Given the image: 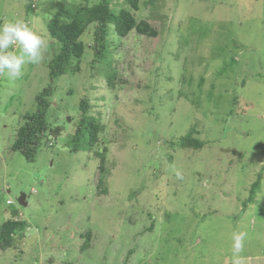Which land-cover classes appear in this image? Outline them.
<instances>
[{
  "label": "rangeland",
  "instance_id": "obj_1",
  "mask_svg": "<svg viewBox=\"0 0 264 264\" xmlns=\"http://www.w3.org/2000/svg\"><path fill=\"white\" fill-rule=\"evenodd\" d=\"M31 1L0 0V22L48 34L52 0ZM146 1L137 17L158 36L111 35L114 87L88 52L57 78L48 121L63 131L35 161L11 145L51 81L57 43L19 79L0 76V227L11 212L25 222L0 264H233L237 232L240 264H264V0ZM82 97L104 125L97 146L109 148L99 186V147L71 150ZM192 131L203 147H181Z\"/></svg>",
  "mask_w": 264,
  "mask_h": 264
},
{
  "label": "trees",
  "instance_id": "obj_2",
  "mask_svg": "<svg viewBox=\"0 0 264 264\" xmlns=\"http://www.w3.org/2000/svg\"><path fill=\"white\" fill-rule=\"evenodd\" d=\"M141 1L123 0L124 3L120 5L115 3L116 0H97L93 4H90V0H82L76 5H69L67 0L49 2L51 18L47 25V32L58 45L57 52L47 63L51 81L35 96L36 111L24 115V122L17 128L16 138L11 145L12 150L20 153L27 161H35L44 143L53 137L52 146L55 144L63 131L59 123L48 121V111L53 103L52 98L56 87L55 81L63 74L79 72L81 58L85 53L92 55L89 62L93 66L91 68H95L96 64L102 62L107 63L110 69L113 68V71H107L109 68L105 64L103 66L108 84L114 87L117 70L114 67L111 35L125 39L134 31L146 37H157L159 34V31L147 19H138ZM33 2L34 0L29 3L28 8L36 10ZM147 2L148 0L143 4ZM149 3L154 4L152 0ZM109 56L111 59H108ZM90 109L89 100L82 97L79 102V119L70 140L73 144L72 151L76 152L79 148L91 150L99 147L97 145L100 142H105L100 138L104 125L92 115ZM193 133L195 131L188 132L181 138V147L193 149L203 147L204 141L194 138ZM108 151L109 148L105 145L94 151V155L99 160L98 167L101 172L98 186L102 184V175L106 172L105 160ZM259 181L260 176H257L252 182L248 193L250 199H254ZM103 191L106 193V188H103ZM11 214L12 216L0 227V250L3 251L16 247L17 240L25 234V222L19 219V214L16 212H11ZM80 237V239L83 238L80 249L84 251L89 248L91 233L85 231L80 234Z\"/></svg>",
  "mask_w": 264,
  "mask_h": 264
},
{
  "label": "clouds",
  "instance_id": "obj_3",
  "mask_svg": "<svg viewBox=\"0 0 264 264\" xmlns=\"http://www.w3.org/2000/svg\"><path fill=\"white\" fill-rule=\"evenodd\" d=\"M53 42L50 34L34 31L25 20L0 22V76L19 79L26 64L35 65L44 60ZM245 236L244 232L233 234V264H240L239 253L243 250Z\"/></svg>",
  "mask_w": 264,
  "mask_h": 264
},
{
  "label": "water",
  "instance_id": "obj_4",
  "mask_svg": "<svg viewBox=\"0 0 264 264\" xmlns=\"http://www.w3.org/2000/svg\"><path fill=\"white\" fill-rule=\"evenodd\" d=\"M19 200H20V204L21 205H24L25 206L27 204V202H26V196L25 195H22Z\"/></svg>",
  "mask_w": 264,
  "mask_h": 264
},
{
  "label": "bare ground",
  "instance_id": "obj_5",
  "mask_svg": "<svg viewBox=\"0 0 264 264\" xmlns=\"http://www.w3.org/2000/svg\"><path fill=\"white\" fill-rule=\"evenodd\" d=\"M34 3V2H33ZM28 9V8H27ZM6 204L7 205H12L13 204V201L12 200H10V199H8L7 201H6ZM10 216H12V214L10 213ZM19 217H20V215H18Z\"/></svg>",
  "mask_w": 264,
  "mask_h": 264
}]
</instances>
